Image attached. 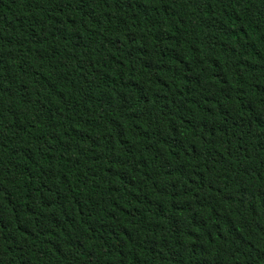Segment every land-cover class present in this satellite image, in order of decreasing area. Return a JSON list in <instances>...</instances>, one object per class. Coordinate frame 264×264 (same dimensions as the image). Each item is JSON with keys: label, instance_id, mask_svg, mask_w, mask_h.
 I'll list each match as a JSON object with an SVG mask.
<instances>
[{"label": "trees", "instance_id": "1", "mask_svg": "<svg viewBox=\"0 0 264 264\" xmlns=\"http://www.w3.org/2000/svg\"><path fill=\"white\" fill-rule=\"evenodd\" d=\"M0 264H264V0H0Z\"/></svg>", "mask_w": 264, "mask_h": 264}]
</instances>
